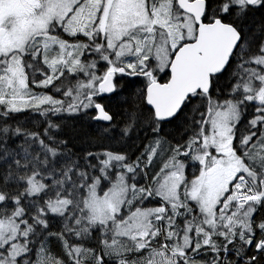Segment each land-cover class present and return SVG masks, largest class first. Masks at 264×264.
<instances>
[{
    "label": "snow or ice",
    "instance_id": "obj_1",
    "mask_svg": "<svg viewBox=\"0 0 264 264\" xmlns=\"http://www.w3.org/2000/svg\"><path fill=\"white\" fill-rule=\"evenodd\" d=\"M0 264H264V0H0Z\"/></svg>",
    "mask_w": 264,
    "mask_h": 264
}]
</instances>
